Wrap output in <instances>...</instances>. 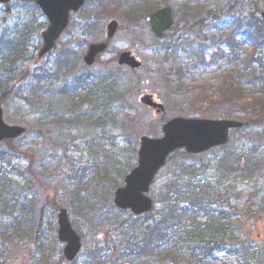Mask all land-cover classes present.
<instances>
[{
  "label": "rangeland",
  "instance_id": "obj_1",
  "mask_svg": "<svg viewBox=\"0 0 264 264\" xmlns=\"http://www.w3.org/2000/svg\"><path fill=\"white\" fill-rule=\"evenodd\" d=\"M101 1L105 0L88 2L83 11L72 17V26L63 35L57 49L43 60H39L37 55L42 48L40 33L46 29L47 24L40 13H35V5L17 2L8 7L0 5V79L7 80L0 87V96L6 94L10 99L2 104L4 119L10 125L24 126L27 129L24 137L0 147V157L5 158L0 160V167L9 174L8 187L14 192V197L17 193L27 214L31 217V213H35L39 219L35 228L26 230L21 226L22 219L19 220L15 208L12 212L9 207L4 209L2 206L0 250L9 261L7 264H40L41 261L46 264H66L60 262V258L64 257V245L56 240L61 208L68 211L70 221L82 239V251L77 261H85V254L89 250L102 245L108 238L107 228L100 226L102 223L88 212L84 213V209L88 207L84 208L83 205H91L88 198L90 195L82 191L85 188H90L91 193H97L96 198L99 200L103 199V195L107 196L106 213L129 221V214H121L115 209L114 194L111 195L115 191L111 187L123 180L112 173L108 177L106 172L116 166L112 164L114 160L125 166L135 167L140 138L161 137L164 121L178 117L217 120L222 118L223 113L233 115L231 119L237 121L248 120V114H244L238 104L203 111L199 108L194 113L191 111L190 116L187 98L183 96L185 89L181 85L183 92H178V80L172 77L176 71L180 75L184 74L185 80H188L195 66L200 67L204 60L208 61L211 48L207 39L214 34L213 20L199 30L195 19H189V25L194 23L193 31L191 27L186 28L189 32L184 28L185 20L183 25L178 21L176 31L169 33L165 40L157 42L144 20H140L139 24L121 21L120 18L126 15L128 9L122 7L118 10L112 7L109 15L99 17V21L104 22L101 23V40L91 44L104 42L106 26L111 19L120 22V31L96 64L91 68L86 67L83 58L88 44L81 31H86L88 24L93 23V19L95 21L98 14L95 7ZM247 1L249 5L252 0ZM163 3L164 1L160 2L159 7ZM177 5L172 7H177L179 15L185 7H190V4ZM250 7L252 8V2ZM259 9L262 10V4H259ZM15 43L21 48L18 47L19 54H13L12 49L8 48L14 47ZM167 49L169 53L166 54ZM126 51H131L142 62L141 71L134 73L127 68L118 67L117 58ZM70 60L75 67L62 69L67 66L65 62ZM236 65H225L224 73L236 70ZM219 71L216 68L209 69L205 72V78L216 80L220 76ZM109 72L115 76L114 80L117 79L116 86L126 90L130 97L118 102L109 100L99 112L112 117L115 122L100 123L97 119H89L88 113L72 108V94L77 90L78 79L90 78V82L94 83L95 79L100 80ZM12 81H19V86H14L15 94L11 91L12 88H7L10 87L7 84ZM144 95H152L164 105L167 112L164 120L140 103V98ZM190 99L191 97L189 101ZM88 112H92L90 107ZM129 118H133V122ZM228 155H233L236 159L232 160L238 165L245 162V167L242 172L231 173L219 185L220 179H216L217 172L221 171L218 163L222 159L227 160ZM248 158L261 163L257 175L249 173L250 167L246 163ZM186 162L189 165L204 166L206 174L202 179L213 183L218 190L221 187L226 199H232L229 207L232 206L233 209L229 215L234 227L231 232L241 229L238 236L242 241L252 239L247 247L251 251L260 249L264 255V125L243 132L233 131L228 145L194 159H185L179 153L178 158L168 163L151 187L149 195L154 202V209L150 215H156V211L166 205L161 197V186L183 172L175 169L174 164L181 166ZM201 172L203 173L202 170ZM183 175L185 180L191 177L189 174ZM80 184L84 187L79 188ZM254 193V201L247 207V201ZM214 195H210L211 198ZM199 221L204 223L206 219ZM40 237H43L41 241ZM49 239L56 241L53 251L48 250L53 254H48L47 246L42 248L43 245H48ZM226 251L224 254L220 253L217 264H246L244 260L228 255Z\"/></svg>",
  "mask_w": 264,
  "mask_h": 264
},
{
  "label": "trees",
  "instance_id": "obj_2",
  "mask_svg": "<svg viewBox=\"0 0 264 264\" xmlns=\"http://www.w3.org/2000/svg\"><path fill=\"white\" fill-rule=\"evenodd\" d=\"M28 1L35 3V0ZM162 1H164L163 4L169 2V0L101 1L100 5L95 7L98 9L95 22L86 28V44L89 45L102 37L103 24L101 23L103 22L99 21V17L109 15L112 12V7L118 8V10L126 7L128 11L125 16H122L123 20H128L131 24H138L141 19L158 10ZM225 2L227 3V1ZM236 2L239 6L228 3L223 6L221 0H195V2L187 3L195 5V8L188 13L189 7H185L181 11L180 18L186 20L189 16L196 19L201 14L215 16L224 10L232 12V10L245 8L242 0H236ZM260 4L262 3L260 2ZM243 12L244 10H241L240 17ZM177 28L176 26L170 33L175 32ZM226 30L224 35L219 32V36H212L207 39L208 46L211 48V56L208 61L204 60L200 67L195 66L191 70L188 80H185L184 74L180 75L176 71L172 74V77L178 80L176 83L177 91L183 92L181 85L185 89L184 94H182L187 98L186 104L189 107V114L191 111H193L191 113L196 112L199 108L203 111L207 108L212 109L222 105L228 107L238 104L241 111L248 114V120L243 121L242 132L247 129L262 127L264 125V23L261 17H257L254 13L242 20L233 19L232 22H229ZM18 47L20 48L15 43L13 54H19ZM248 48L250 49L246 50ZM167 53H169L168 49L166 50ZM65 63L67 66L62 69L75 67L71 60ZM232 63L237 64L236 70L224 73L225 65ZM215 68L220 70V76H217L216 80L213 81L206 79L205 72ZM114 78L115 76L109 72V74L103 75L100 80L95 79L94 83L90 82L92 81L90 78L87 80L78 79L76 82L77 90L72 94V100L74 99V101L71 100L72 108L88 113L89 119H97L100 123L115 122L112 117L104 116L99 112L102 107L108 104L109 100L118 102L123 101L125 97H130L126 90L116 86L117 79L114 80ZM2 84L0 81V85ZM10 88L15 94L14 87ZM17 96L21 97L20 95ZM8 100H10L9 95L4 94L0 97V102L4 103ZM89 107L92 112H88ZM221 117V119L230 120L233 115L223 113ZM129 119L131 122L134 120L133 118ZM10 144L12 143H8V145ZM180 155L185 159L194 158L185 153H180ZM233 158H235L233 155H228L227 160L222 159L218 163L221 171L217 172L216 179H220L219 185L231 173L244 170L245 162L238 165L236 161L232 160ZM1 160H5V158L3 157ZM246 163L250 167V174L257 175L259 173L261 163L251 161L250 158L246 160ZM112 164L116 166L109 168L106 175L111 177L112 173L119 180L124 179L132 168L127 164L126 166L124 163L120 164L116 160L112 161ZM189 164L188 162L181 166L174 164L175 169H181L183 172L176 174L175 177L161 186V197L166 205L160 211H156L154 216L149 214L135 219L129 215L130 220L124 221L105 212L108 206L107 196L103 195V199L99 200L96 198L97 193L87 192L90 195L88 198H90L91 205H83L84 208L88 207L84 209V213L88 212L96 221L102 223L100 226L107 228L108 238L103 241L102 245H97L89 250L85 254V261H76L72 264H217L220 253H225L226 250L228 255L238 257L240 260H244L246 264L251 262L264 264V255L260 249L258 251L252 249L251 251L247 247V244L252 242L251 238L242 241L238 236L241 229L231 232L234 225L229 214L233 208L230 206L227 209L228 212H224L223 209L232 205V199H226L221 187L218 190L213 183L202 179L206 174L204 166ZM199 172L200 175H197ZM183 174H189L191 177L185 180ZM8 175L6 170L0 167V210L3 206L4 209L9 207L13 212L15 208L19 220L22 219L20 220L21 226H24L26 230L29 228L32 230L37 226L39 219L32 213L30 217L22 205H17L19 200L14 197V192L12 193L8 187ZM91 177L96 179L93 175ZM119 182L111 189L115 190L119 187L121 181ZM212 194L215 195L211 198L210 195ZM255 196L254 193L249 198L247 207L249 203L254 201ZM4 203L7 204L3 205ZM120 213L124 214L123 212ZM202 218L206 219L204 223L199 221ZM41 239L43 237H40V241ZM56 240L58 239L56 238ZM55 244V239L53 242L49 239L48 245L40 246V248L47 246L48 254H53L48 250L53 251ZM1 253L0 250V264H7L8 259L3 255L4 252ZM60 262L66 263L64 257L60 258ZM40 264L46 263L41 261Z\"/></svg>",
  "mask_w": 264,
  "mask_h": 264
},
{
  "label": "water",
  "instance_id": "obj_3",
  "mask_svg": "<svg viewBox=\"0 0 264 264\" xmlns=\"http://www.w3.org/2000/svg\"><path fill=\"white\" fill-rule=\"evenodd\" d=\"M11 0H0L8 3ZM24 1V0H19ZM264 3V0H262ZM86 0H37V5L49 21L47 31L42 34L44 45L39 53L43 59L53 51L57 40L69 25L70 14L78 12ZM264 21V11L262 12ZM153 33L161 38L173 25L172 10L165 8L151 14L147 18ZM118 24L108 26V37L112 39L117 32ZM107 49V44L94 45L89 49L85 63L92 66L96 58ZM119 65L128 66L133 70L142 65L130 53L122 54ZM141 103L155 109L157 115L166 116L165 108L154 102L152 96H145ZM243 125L231 121H211L177 118L168 122L161 139H141L138 153V167L125 179V187L115 193L114 204L122 211H131L135 216L149 213L153 208L152 200L147 196L157 173L164 167L168 157L180 149L189 154H201L228 142L231 129L241 128ZM21 127H11L3 120V111L0 105V143L8 139H16L24 134ZM59 240L66 244L64 255L69 262H73L81 251L82 244L78 234L73 230L68 214L62 210L59 215Z\"/></svg>",
  "mask_w": 264,
  "mask_h": 264
},
{
  "label": "flooded vegetation",
  "instance_id": "obj_4",
  "mask_svg": "<svg viewBox=\"0 0 264 264\" xmlns=\"http://www.w3.org/2000/svg\"><path fill=\"white\" fill-rule=\"evenodd\" d=\"M177 19H181L179 14H178V16H177ZM177 19H176V20H177Z\"/></svg>",
  "mask_w": 264,
  "mask_h": 264
}]
</instances>
